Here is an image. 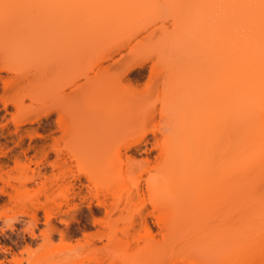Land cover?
<instances>
[{
    "label": "rangeland",
    "instance_id": "rangeland-1",
    "mask_svg": "<svg viewBox=\"0 0 264 264\" xmlns=\"http://www.w3.org/2000/svg\"><path fill=\"white\" fill-rule=\"evenodd\" d=\"M220 21L219 0H0V50L5 54L1 65L10 63L12 67L9 72L0 71L12 77L11 84L5 88L0 82V115L5 114L10 119V112L16 111L13 105H7L8 113L4 111L2 99L8 96L24 98L25 104L34 100L33 105L42 107L48 106L54 99L59 106V110L46 118L40 115L39 119L19 122L17 128L11 120H5L8 131L4 132L1 141L8 140L10 153L0 152V163L12 165L13 156L10 155L19 150L7 133L17 130L23 138V147L28 148V154L39 157L40 149L43 147L47 151L51 140L41 128L42 124L46 121L53 126V119L61 116L64 127H68L74 114L78 116L85 111V107L71 102L74 95L86 88L84 78L53 95L49 91L51 81L62 83L70 75L81 71L90 59H85L87 55L108 49L115 43L125 44L113 59L102 63L105 71L94 82L96 86L103 87L104 96L97 94L87 105L93 110L107 106L104 119L106 132L98 134L95 139L110 149L119 148L118 157L110 164L105 163L110 168L100 179L108 182L103 189L114 192L121 200L122 208L113 214L115 238L112 244L101 249L96 256L109 257L113 264L125 260L131 264H252L251 257L256 264L259 256L256 257V252L247 245L252 234L264 222L262 126L252 131V137L249 136L250 131H241L236 154L239 157L236 171L241 178L237 196L217 192V198H201L200 201L197 198L194 207L199 211H191V214L197 215L192 226L184 223L186 218L191 217L189 213L174 211L161 221L160 226L149 216L152 221L150 234L138 225L128 235L121 232L134 219L137 211L145 206L151 209L148 202L151 197H166L174 190L172 186L146 189V180L160 175L169 164L190 162L208 152L221 139L217 91L210 86L213 65L207 66L206 72L200 70L208 54H224ZM126 52L150 55L142 71L147 75L149 66L158 62L160 71L157 76L146 85L130 87L126 78L117 80L116 74L122 68H109L108 65ZM168 52H180L181 55H176L166 67V60H157L158 56ZM233 55L238 56L239 52L235 51ZM54 56L59 63L53 60V67L50 61ZM138 69L135 68L129 77L134 76ZM237 73L241 75V68ZM254 75L251 73L249 77ZM254 97L255 94L249 97L247 104L250 109L247 111L253 115H264V104L254 105ZM123 98L125 101L120 102ZM234 103L242 109L246 101L238 96ZM39 112L42 114L43 108ZM129 134L143 141L135 147L125 148L123 143L125 139L130 142ZM86 156L87 153L78 157L80 165H83L81 161ZM236 156L225 151L220 162L208 154L200 165L184 169L178 177L188 181L193 186V192L202 196L198 187L227 165V172L232 170V160ZM143 157H148L150 161L140 167ZM72 164L71 169L78 173L80 166L75 161ZM33 167L30 165L22 171L12 169L6 177L16 182L31 175ZM4 168L8 169V166ZM55 172L46 164V175L51 176ZM80 175L85 182L84 176ZM136 183L142 188L139 195L132 193ZM19 209V206H14V210ZM39 213L40 216L43 214L42 211ZM68 215L60 212L52 218L62 227L66 223L64 221L69 220ZM97 216L102 217V214ZM43 222L42 216L39 223L41 229L45 228ZM15 226L20 227L21 224L15 223ZM1 233L0 244L8 240L6 235L9 230L0 228ZM35 241L40 242L38 238ZM75 243V237L60 241L58 235H53L51 243L44 248L33 245L29 253L22 251L20 256L25 259L28 255H41L50 263L59 262L63 251ZM248 248L253 254L251 257ZM22 249L16 248L18 251ZM5 256L9 257V254L0 249V262ZM259 262L257 264H264V258Z\"/></svg>",
    "mask_w": 264,
    "mask_h": 264
},
{
    "label": "bare ground",
    "instance_id": "bare-ground-1",
    "mask_svg": "<svg viewBox=\"0 0 264 264\" xmlns=\"http://www.w3.org/2000/svg\"><path fill=\"white\" fill-rule=\"evenodd\" d=\"M219 13L225 46L224 54H208L205 64L200 70L206 72V67L213 65L210 86L217 91L216 107L218 108L217 114H219L218 120L222 125L221 139L208 152H203L200 156L191 159L190 162L169 164L160 175L154 179L146 180V189L172 186L174 190L166 197H151L148 200L151 209L145 206L137 211L134 219L121 230L124 235L130 234V231L134 230L137 225L150 234L152 221L149 220V216H152L154 223L160 226L161 221L163 222L174 211L189 213L191 217L186 218L184 223L187 226H192L194 217L197 215L191 214V211L193 209L196 213L199 211V208L194 207V201L197 198L199 201L201 198L205 200L212 197L217 198L218 194L223 192L233 197L240 188L241 178L236 171L239 157L236 154L238 153L241 131H250L249 136L252 137L251 133L256 127H264V115H253L247 111L250 109L247 103L252 94H255L254 105L264 104V0H219ZM122 43H115L108 49L98 50L87 55L85 59L89 57L90 59L82 66L81 71L70 75L66 81L62 83L51 81L49 91L53 95L65 87L74 85L79 78H84L86 88L80 94L74 95L71 102L77 104L76 106L85 107V111L78 116L74 114L75 117H71V125L68 127H64L61 116L53 119V126L46 121L42 124L41 128L45 131L44 133L51 137L47 151L43 150L41 146V155L39 157L31 156L28 154V148L23 147V138L17 134L16 129L14 133H7V137L12 139L19 150L10 155V157L13 156L12 165L8 162L0 163V220L2 221L0 228L9 230L6 235L8 240L0 244L2 252L9 254V257L5 256L0 264L4 261H7L8 264H86L88 262L113 264L109 257L102 258L96 254L112 244L115 238L113 214L121 211L122 208L119 197L108 188L103 189V186L108 185V182L100 179L108 173L110 168L105 163L110 164L118 157L119 148L110 149L108 145L95 139L98 134L106 132L104 119L108 111L107 106L93 110L87 105L97 94L104 96L103 87L96 86L94 82L105 71L102 63L113 59L118 50L125 45ZM235 51L239 52L238 56L233 55ZM176 55H181V53L168 52L164 56H158L157 61L166 60L164 64L167 67ZM4 56V52L0 50V71L9 72L12 70L10 63L1 65ZM58 56L56 57L58 58ZM54 58L55 56L51 58L50 65L54 64L52 62L55 60ZM148 58L150 55L141 56V54L133 52L121 53L108 67L122 68L116 74L117 80L126 78L129 87L143 83L146 85L160 71L159 63L155 62L149 66L147 75L143 73L142 68ZM55 61L59 63V59ZM135 68H139L138 71L134 76L129 77ZM240 68L241 75H238L237 72ZM251 73H255V75L249 77ZM0 82L5 88L11 84L12 77L0 73ZM238 96H242L243 102L246 101L242 109L234 103ZM124 101L123 98L120 102ZM34 102L31 100L30 103L25 104L24 98L9 96L2 99V107L6 113L9 112L7 105H13L16 111L10 112V119H7L5 114L0 115L1 153L7 155L10 153L8 140L1 141L4 132L8 131V120H11L16 127L19 122L39 119L40 115L46 118L48 114L59 110L54 99L46 107L39 104L33 105ZM41 108H43L42 114L39 112ZM39 136L42 137L43 134L39 133ZM127 137L130 142L125 139L123 143L125 148L135 147L143 141L142 138H135L131 134ZM225 151L232 152L236 156L232 160L231 172H227L229 167L227 165L223 171L207 178L198 187L202 196L193 192V186L187 183L188 181L178 177L184 169H192L200 165L208 154L212 159L221 162ZM85 153L87 156L81 161L83 165H80L78 157ZM72 161L80 166L78 173H74L71 169ZM149 161L148 157H143L140 159L139 166L144 167ZM46 164L52 171L56 170L57 172L51 176L46 175ZM30 165H34L32 168L34 172L31 175H26L16 182L6 177L10 170H27ZM5 166H8V169H5ZM80 174L86 179L85 182L81 180ZM67 176L70 178L67 179ZM218 189L220 191H217ZM29 192H31L30 195ZM141 192L140 184L136 183L132 193L139 195ZM217 192L219 193L217 194ZM14 206H19L20 209L14 210ZM40 211L43 212L41 216L39 215ZM9 212L12 214L10 215ZM60 212L61 214L62 212L69 213L68 218L70 216L69 220L64 221L66 223L62 227L52 218ZM99 213L102 214V217L97 216ZM42 216L44 217V229L39 228ZM15 223H20L21 226L16 227ZM53 235H58L60 241L76 238L75 245L67 247L63 251L64 254L59 262L50 263L45 261L41 255H28L25 259L20 256L22 251L29 253L33 245L44 248L48 243H51ZM252 235V238L251 236L249 238L253 245L248 240L247 245L245 237L243 240L247 246L252 247L253 252H256V257L258 255L259 261L262 262L264 258V222L260 229ZM37 238L40 242L35 241ZM21 247H23L21 251L16 250ZM249 250L248 248V254H250ZM249 256L251 257L253 254L251 253ZM259 257H257L256 264L259 262ZM223 262L225 261L223 260ZM252 262L254 263L251 257ZM120 264H131V262L125 260ZM210 264L212 263L210 262Z\"/></svg>",
    "mask_w": 264,
    "mask_h": 264
}]
</instances>
